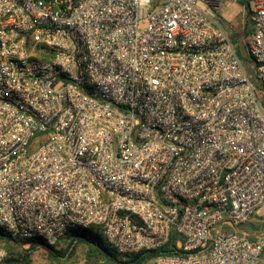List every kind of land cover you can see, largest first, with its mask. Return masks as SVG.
Instances as JSON below:
<instances>
[{"label": "built area", "instance_id": "2783aa9c", "mask_svg": "<svg viewBox=\"0 0 264 264\" xmlns=\"http://www.w3.org/2000/svg\"><path fill=\"white\" fill-rule=\"evenodd\" d=\"M237 1L246 64L213 13ZM263 206L264 0H0L11 241L93 228L122 260L172 239L152 264H264Z\"/></svg>", "mask_w": 264, "mask_h": 264}, {"label": "trees", "instance_id": "16d2710c", "mask_svg": "<svg viewBox=\"0 0 264 264\" xmlns=\"http://www.w3.org/2000/svg\"><path fill=\"white\" fill-rule=\"evenodd\" d=\"M238 5L248 13L250 25L239 35L237 31L226 27L225 21L216 15L217 22L225 31L229 41L234 49L235 54L240 60H244L243 51L248 45V38L251 33L250 9L245 2L237 1ZM241 36L246 41L241 42ZM0 242L4 244L7 256L3 264H32L31 255L38 247L46 251L47 264H64L76 260L77 247H81V259L86 264H152L160 257L171 255L172 239L168 245L159 250L135 253L122 260L119 254L111 248L102 238L99 232H93L91 228H75L68 230L64 237L55 246H48L39 239L14 240L11 241L9 236L0 231ZM28 244L27 249L21 248L22 245Z\"/></svg>", "mask_w": 264, "mask_h": 264}, {"label": "rangeland", "instance_id": "374dc122", "mask_svg": "<svg viewBox=\"0 0 264 264\" xmlns=\"http://www.w3.org/2000/svg\"><path fill=\"white\" fill-rule=\"evenodd\" d=\"M213 13L215 15L220 16V18L225 21L227 28L229 29L232 28V30L237 31L239 35H243L244 30L248 28L250 25L248 13H246V11L243 8H241L238 5V3H233L223 10L221 8L217 10H213ZM242 37L243 36H241V38ZM244 38L241 39L242 43L246 41ZM243 55L245 57L243 62H245L246 64V62L248 61V54H247L246 49L243 51ZM244 229H246V231H250L253 234H256L258 232H263L264 231V215L261 218H258L257 215L254 216L253 219L244 227ZM92 230L93 232H99L98 230L93 229V228ZM250 232H248L249 235H250ZM3 247H4V244L0 242V248H3ZM81 252H82V249L81 247L78 246L76 250L77 258L81 259ZM31 260H32V264H47L48 260L46 257V251L41 248H37L36 250L32 252Z\"/></svg>", "mask_w": 264, "mask_h": 264}, {"label": "crops", "instance_id": "0c3cea01", "mask_svg": "<svg viewBox=\"0 0 264 264\" xmlns=\"http://www.w3.org/2000/svg\"><path fill=\"white\" fill-rule=\"evenodd\" d=\"M256 215H257L258 218H261L264 215V206L258 211V213Z\"/></svg>", "mask_w": 264, "mask_h": 264}]
</instances>
